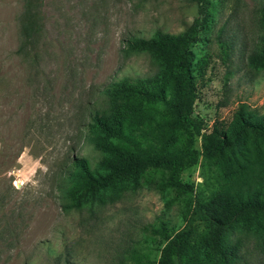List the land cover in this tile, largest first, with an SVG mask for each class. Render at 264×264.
I'll return each instance as SVG.
<instances>
[{
    "label": "rangeland",
    "instance_id": "rangeland-1",
    "mask_svg": "<svg viewBox=\"0 0 264 264\" xmlns=\"http://www.w3.org/2000/svg\"><path fill=\"white\" fill-rule=\"evenodd\" d=\"M207 2L210 17L191 45L195 60H203L193 65L191 114L203 133L225 128L239 107L264 119V70L247 65L259 48L264 0ZM21 4L0 0V264H119L132 245L157 259L162 245L144 227L161 218L172 232L179 230L195 202L217 188L200 155L182 169L178 193L142 187L111 203L64 210L57 186L72 157L96 168L99 155L84 140V124L101 106L102 88L156 70L148 54L125 50V41L156 30L180 33L197 14L196 4L43 0L35 72L15 53ZM183 132L185 148L200 151L194 128ZM254 160L251 169L260 173L262 154ZM225 240L237 245L234 264H264L257 232L236 224Z\"/></svg>",
    "mask_w": 264,
    "mask_h": 264
},
{
    "label": "trees",
    "instance_id": "trees-1",
    "mask_svg": "<svg viewBox=\"0 0 264 264\" xmlns=\"http://www.w3.org/2000/svg\"><path fill=\"white\" fill-rule=\"evenodd\" d=\"M189 1L196 4L197 14L180 33L156 30L147 38L125 41V50L148 54L156 70L141 77L122 76L102 88V104L84 124V140L99 155L96 168L84 157H72L57 186L64 210L111 203L123 192L142 187L178 193L182 169L201 156L217 188L195 202L179 230L172 232L161 218L144 227L147 237L162 245L157 259L132 245L119 264H234L237 245L227 244L225 236L236 224L257 232L264 251V165L260 173L251 169L259 153L264 160V119L239 107L225 128L200 132L201 122L191 115L196 98L193 65L203 60H195L191 45L210 13L207 0ZM42 2L22 0L16 16L15 53L34 72ZM258 15L259 48L247 57V65L264 70V5ZM188 127L200 136V151L185 148L183 130ZM231 181L233 186L228 185Z\"/></svg>",
    "mask_w": 264,
    "mask_h": 264
}]
</instances>
